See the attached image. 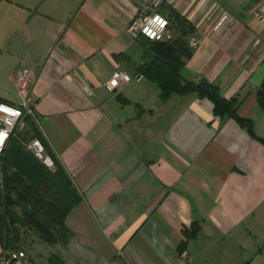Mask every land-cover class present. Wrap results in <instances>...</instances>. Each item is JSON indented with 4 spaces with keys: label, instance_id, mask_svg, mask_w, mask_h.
<instances>
[{
    "label": "crops",
    "instance_id": "0c3cea01",
    "mask_svg": "<svg viewBox=\"0 0 264 264\" xmlns=\"http://www.w3.org/2000/svg\"><path fill=\"white\" fill-rule=\"evenodd\" d=\"M144 1L0 0V77L14 87L21 74L26 101L5 91L0 100L31 108L80 195L64 218L70 236L53 246L68 264H250L256 254L246 259L239 242L216 257L208 247L234 235L264 202V147L232 119L213 117L207 99L173 94L161 102L155 86L133 74L141 50L124 29ZM257 1L237 5L252 16ZM161 3L194 27L184 37L191 56L182 77H204L225 98L237 96L238 115L250 118L264 40L244 12L214 0ZM178 33L167 27V38ZM115 66L130 80L110 88ZM192 221L198 231L178 252ZM199 239L207 256L192 248Z\"/></svg>",
    "mask_w": 264,
    "mask_h": 264
},
{
    "label": "trees",
    "instance_id": "16d2710c",
    "mask_svg": "<svg viewBox=\"0 0 264 264\" xmlns=\"http://www.w3.org/2000/svg\"><path fill=\"white\" fill-rule=\"evenodd\" d=\"M158 11L167 19V27L173 25L178 30L174 38L160 41L138 36L133 39L140 47V62L134 65L133 74L151 82L157 89V96L164 102L170 95L194 94L211 103L213 117L230 118L253 140L264 147V138L257 137L251 119L237 113L238 97L225 98L220 88L205 79H184L180 73L184 59L191 56L184 37L194 27L175 10L160 3ZM122 54H118L120 56ZM256 105L264 111V79L255 92ZM122 99L121 97H118ZM122 101H126L122 99ZM0 102H2L0 100ZM24 128L15 131L6 140L0 154V248H21L25 233H32L43 244H64L70 231L64 225V218L80 201V195L69 177L47 150L32 116H23ZM25 138H36L51 157L54 168L48 170L39 163L20 143ZM198 231V223L192 221L182 229L184 240L178 244L181 252L188 239ZM46 264H68L58 253H48ZM246 263V262H245ZM244 263V264H245Z\"/></svg>",
    "mask_w": 264,
    "mask_h": 264
},
{
    "label": "built area",
    "instance_id": "2783aa9c",
    "mask_svg": "<svg viewBox=\"0 0 264 264\" xmlns=\"http://www.w3.org/2000/svg\"><path fill=\"white\" fill-rule=\"evenodd\" d=\"M162 0H145L137 12L129 19L125 26V32L130 38L135 39L142 36L152 41H160L165 39L167 31V19L158 11V7ZM251 14L261 27L263 32L262 40H264V0L256 2L252 8ZM227 13L221 12L216 25L219 24ZM215 25V26H216ZM259 42V41H257ZM256 42V43H257ZM130 80L127 74L119 66H115L108 80L107 86L116 88L122 83ZM17 91L21 95L23 101H26L24 77L20 74L13 82ZM81 91L90 95V91L84 84H80ZM14 106L5 102H0V154L8 137L24 128L23 116L25 114L32 115V110L25 103ZM23 148L32 154V156L48 170L54 168L51 157L46 153L43 146L36 138H25L20 140ZM0 264H30L28 255L23 248L7 249L0 253Z\"/></svg>",
    "mask_w": 264,
    "mask_h": 264
},
{
    "label": "rangeland",
    "instance_id": "374dc122",
    "mask_svg": "<svg viewBox=\"0 0 264 264\" xmlns=\"http://www.w3.org/2000/svg\"><path fill=\"white\" fill-rule=\"evenodd\" d=\"M216 3H219L224 9L233 12H244L242 7L238 6V2L241 0H214ZM251 2V1H250ZM247 9V8H246ZM245 22L248 24L250 31L257 37L259 40L262 38L261 27L256 22V20L250 15L244 12ZM7 58V57H6ZM10 64L9 61H6ZM4 67V69H5ZM0 77V91H5L10 97L20 100L21 95L13 86L9 85L5 78ZM133 81V80H132ZM131 81V83H132ZM154 86V85H152ZM173 95V94H172ZM258 107V106H257ZM255 108L251 114V123L253 132L257 137L264 138V111L262 109ZM247 229V230H245ZM227 238V237H226ZM222 239L221 241L213 244L212 247H208L212 256L216 257L217 253L223 252V248H227L229 251L235 246V242H239L243 248L242 255L246 256V259L255 253V258L251 261L250 264H264V202L261 203L259 208H256L253 211V216L247 219L237 231H234V235L231 233L228 239ZM206 242L203 239H199L196 243L193 244V250L195 253H198L202 256L205 255L208 249L203 248V245ZM25 250L28 255L30 264H46L45 257L47 254L52 251L57 253V247L53 245L43 244L35 235L32 233H25L23 240H21L20 246ZM257 250L259 252H257ZM234 250L231 251V253ZM257 252V253H256ZM220 257L224 258L223 254L220 253ZM213 259V258H212ZM223 262V260H222ZM208 264H217L213 259ZM221 264H233L230 259L224 260ZM244 264V263H243ZM246 264V263H245Z\"/></svg>",
    "mask_w": 264,
    "mask_h": 264
}]
</instances>
